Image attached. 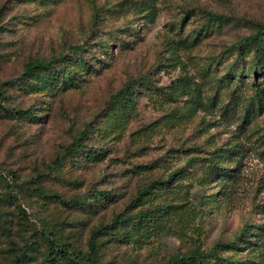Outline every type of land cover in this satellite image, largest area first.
Segmentation results:
<instances>
[{
    "label": "rangeland",
    "instance_id": "rangeland-1",
    "mask_svg": "<svg viewBox=\"0 0 264 264\" xmlns=\"http://www.w3.org/2000/svg\"><path fill=\"white\" fill-rule=\"evenodd\" d=\"M258 23L264 0H0V264L102 227L100 264H264V55L230 50Z\"/></svg>",
    "mask_w": 264,
    "mask_h": 264
},
{
    "label": "trees",
    "instance_id": "trees-1",
    "mask_svg": "<svg viewBox=\"0 0 264 264\" xmlns=\"http://www.w3.org/2000/svg\"><path fill=\"white\" fill-rule=\"evenodd\" d=\"M211 20L219 21L225 20L223 17H219L213 14H209ZM246 47L253 48L256 57L259 59L261 55H264V24H257V31L254 34L246 36L240 39L237 43L233 44L230 47L231 51H241ZM54 67V63L51 61H34L26 65L24 72L22 73L20 78L26 77L27 75H32L35 71L38 70H47ZM7 113H11L10 111ZM14 115H31V110H18L12 112ZM33 116V114H32ZM80 139H85L84 136H81ZM80 147V144H73L69 147H66V151H70L73 153L77 151ZM63 163V159L56 160V164ZM11 192L7 195V199L11 201V198L16 197V188L14 189L10 186ZM32 193L40 196L46 197L49 199L59 198V196L43 192L42 189H32ZM46 193V194H45ZM14 194V195H12ZM16 194V195H15ZM45 194V195H44ZM74 205H78L80 207H84V202L80 199L74 201ZM151 213L148 211H140L134 216H130L126 219H123L121 216H117L114 219V224H123L126 226L135 225V223L139 221H143L147 219ZM109 229V227H102L99 230H94L91 234L90 241L88 243L89 251L84 254L72 245L65 243L60 245L58 243L59 238L56 236L52 241L49 240V252L46 255L47 262L50 264H60V260H64V264H100L98 259L99 248L96 244L97 237L102 234L105 230ZM230 247H235V242H226V243H218L216 244L209 252H204L202 250L196 249L191 250L188 253L177 254L171 257L167 264H242L241 262L230 260L229 258L223 257L222 253ZM15 264H23L21 259H16Z\"/></svg>",
    "mask_w": 264,
    "mask_h": 264
}]
</instances>
